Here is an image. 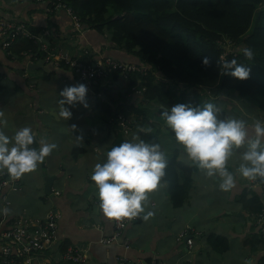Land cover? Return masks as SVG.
<instances>
[{"label":"crops","instance_id":"crops-1","mask_svg":"<svg viewBox=\"0 0 264 264\" xmlns=\"http://www.w3.org/2000/svg\"><path fill=\"white\" fill-rule=\"evenodd\" d=\"M0 18L25 24L28 33L34 36L43 31L52 33V39L45 42L48 46L54 41L59 48L78 56L88 49L90 61L112 57L132 62L131 56L110 48L105 38L95 31L74 34L71 18L63 11L49 13L43 3L0 0ZM31 28L38 33H32ZM34 44L42 51L38 43ZM1 45L0 41V111L7 120L3 126L5 132L11 137L17 129L30 126L36 147L44 142L57 145L36 169L20 177H12L6 169H0L1 179L9 181L0 190V220L5 228L25 220L45 221L53 215L57 224L55 235L61 241L59 249L82 246L88 249L90 264H118L117 258L121 256L142 264H264V242L255 226V214L249 211V206H254L256 201L264 203V178L250 180L238 172L239 157L246 145L236 148L228 160L227 167L236 178L232 189L222 190L218 175L208 176L197 165L188 185V198L182 207L176 208L170 200L169 185L161 178L159 186L148 193L144 211L128 217L116 240L103 243L104 238L113 236L114 227L99 208L98 189L91 179L94 165L106 160L118 132L124 140L132 139L139 131L149 130L153 122L159 123V116L151 113L147 117L150 125L134 126L130 123L133 119L130 110L124 114L119 112L129 126L124 134L122 119L115 118L112 112L121 99L125 106L139 105L140 97L135 89L140 87L129 88L127 82L124 84L119 79L109 83L106 92L98 89V95L87 93V107L79 102L66 105L73 113L67 120L59 115L60 91L66 85L78 83L75 73L55 67L51 58L27 53L21 57L11 55ZM29 63L39 68L28 70ZM117 82L121 85L117 86ZM239 102L224 97L217 106L225 112L224 118L236 116L248 121L249 135H252L251 125L264 116L250 100ZM237 103L242 106L237 107ZM160 140L166 158L176 155L181 167L194 165L175 134L163 133ZM177 173L183 178L181 168ZM49 176L55 179L47 195L45 178ZM148 211L154 214L145 219ZM210 236L219 238L218 244L221 247L226 244V249L215 251L209 244ZM188 239L193 240L191 247L186 243Z\"/></svg>","mask_w":264,"mask_h":264},{"label":"trees","instance_id":"trees-1","mask_svg":"<svg viewBox=\"0 0 264 264\" xmlns=\"http://www.w3.org/2000/svg\"><path fill=\"white\" fill-rule=\"evenodd\" d=\"M60 1L73 10L84 30L97 32L110 48L131 56L132 62L110 58L139 68L126 72L121 69L105 70L106 81L98 82L97 89L106 92L109 83L122 79L121 76H124L129 88H143V92L138 94L139 105H123V93L120 92L121 102L116 103L119 110L115 108L112 112L117 118L119 112L124 114L125 110H130L133 114L130 123L134 126L149 124L147 117L151 113L158 115L160 122H153L149 130L139 131L140 139L159 143L163 150L160 136L163 133L174 134V131L167 125L162 112L176 102L203 106L213 97L218 96L221 102L225 95L231 93L239 99L252 101L264 116V0ZM30 31L38 33L34 29ZM52 42L50 52L54 55V51L60 48L57 42ZM249 46L255 52L251 60L241 51ZM8 50L18 57L23 53L37 57L46 55L32 40L23 37H17ZM90 56L83 60L89 62ZM205 57L208 58L207 64L204 63ZM232 58L251 66L249 78L240 80L224 73V62ZM55 67L67 68L62 64ZM108 98L112 100L110 95ZM105 109L110 110L108 106ZM218 115L224 118L225 112L219 109ZM167 160L162 178L169 185L172 205L179 208L188 198V185L197 164L194 162L191 167H181L176 155ZM178 168L182 169L183 178L178 175ZM262 210L264 203L260 201L249 206L253 214ZM208 241L217 252L227 247L226 244L221 247L217 237L210 236Z\"/></svg>","mask_w":264,"mask_h":264},{"label":"clouds","instance_id":"clouds-1","mask_svg":"<svg viewBox=\"0 0 264 264\" xmlns=\"http://www.w3.org/2000/svg\"><path fill=\"white\" fill-rule=\"evenodd\" d=\"M241 51L249 60L255 56L250 46ZM79 57L83 59L86 56ZM204 63H208L207 57ZM67 69L70 70L68 66ZM223 70L244 80L249 78L251 66L232 58L224 62ZM87 93L88 87L83 82L66 85L60 91L59 115L67 120L72 117L73 113L66 105L79 102L87 107ZM218 113V106L211 101L203 106L176 102L170 109H165L162 116L188 157L206 170V175H218L222 190H230L236 184L235 174L227 164L234 150L241 145H246V150L239 157L237 170L240 175L250 180L264 178V120L257 119L251 125L253 134L249 135L248 121L236 116L220 118ZM6 124L4 113L0 111V169H6L12 177H20L36 169L39 162L57 147L55 143L47 142L34 146L35 138L30 126L17 129L10 137L3 127ZM106 156V160L94 165L91 174L98 189L99 208L110 219L135 217L144 211L148 193L159 186L165 175L166 155L159 143L133 136L113 144ZM153 214L148 211L144 218Z\"/></svg>","mask_w":264,"mask_h":264},{"label":"built area","instance_id":"built-area-1","mask_svg":"<svg viewBox=\"0 0 264 264\" xmlns=\"http://www.w3.org/2000/svg\"><path fill=\"white\" fill-rule=\"evenodd\" d=\"M19 1V0H12ZM36 3H43L49 8V13H54L64 10L72 20V29L75 33L84 31L80 24L77 15L73 10L62 3L60 0H35ZM46 35V37L43 36ZM52 33L47 34L43 31L38 36L28 33L23 23H15L5 21L0 18V41L4 49H8L15 38L23 37L33 39L38 43L43 52L46 53L47 59L51 58L53 65L58 66L65 64L77 76V82H83L88 87V94L98 95L97 83L107 78L106 71L112 72L115 69H121L123 72L139 70L135 65L125 64L124 62L116 61L110 57H101L93 62H85L75 52H69L62 48L54 51V55L50 52V45L45 43L50 38ZM91 55V51L86 49L83 56ZM123 75V74H122ZM126 76V75H125ZM143 88L135 89L137 94L142 93ZM120 124L123 127V133L128 132V123L120 115ZM0 175V190L7 185L9 181L1 179ZM262 195L264 198V185L262 186ZM255 226L258 229L261 240L264 242V210L255 214ZM113 223L114 234L110 238H104L103 243L110 244L118 238L122 233L128 217L120 220L110 219ZM57 227L56 219L50 215L45 221H22L13 223L10 227L5 228L0 220V264H90L88 249L82 246H67L64 250L59 249L61 243L55 235ZM192 239L186 241L189 247L192 246ZM118 264H142L141 262H132L127 257L121 256L117 258ZM160 264V263H159Z\"/></svg>","mask_w":264,"mask_h":264},{"label":"water","instance_id":"water-1","mask_svg":"<svg viewBox=\"0 0 264 264\" xmlns=\"http://www.w3.org/2000/svg\"><path fill=\"white\" fill-rule=\"evenodd\" d=\"M36 69V68H39V65H37V64H34V63H29L28 65H27V69L28 70H32V69ZM124 140V136H123V134L121 133V132H118V134H117V138H116V140H115V142H114V144H119V143H121L122 141ZM111 148V147H110ZM109 148V149H110ZM54 176H49V177H46L45 178V180H46V185H45V193L47 194V195H49L50 193H51V185H52V183H53V181H54Z\"/></svg>","mask_w":264,"mask_h":264},{"label":"rangeland","instance_id":"rangeland-1","mask_svg":"<svg viewBox=\"0 0 264 264\" xmlns=\"http://www.w3.org/2000/svg\"><path fill=\"white\" fill-rule=\"evenodd\" d=\"M108 36V35H107ZM105 37H106V35H105ZM107 40V39H106ZM108 42V41H107ZM46 55H43L42 56V58H44ZM120 80H122V81H124V84L127 82V81H125L124 79H120ZM117 86H119V85H121V82H117V83H115ZM199 92H201V90H199ZM207 92V91H206ZM10 95H11V93H9ZM206 95L207 96H209L210 97V95L208 94V93H206ZM225 98L227 99V100H229V101H236V102H239V98L238 97H236L235 95H233V94H231V93H228V95H225ZM213 103H215V104H220L219 103V97L217 96V97H213L212 99H210ZM252 102V101H251ZM240 103V102H239ZM239 103H237V107H241L242 105H240ZM238 105H240V106H238ZM219 108V107H218ZM243 108H244V105H243ZM245 108H246V106H245ZM220 109V108H219ZM220 110H222V109H220ZM154 112V111H153ZM246 113V112H245ZM259 120H264V118L263 119H259Z\"/></svg>","mask_w":264,"mask_h":264}]
</instances>
